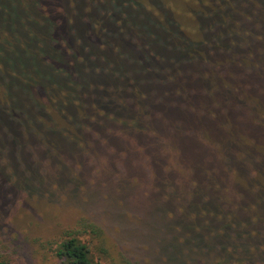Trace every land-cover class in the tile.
Masks as SVG:
<instances>
[{
  "label": "rangeland",
  "instance_id": "rangeland-1",
  "mask_svg": "<svg viewBox=\"0 0 264 264\" xmlns=\"http://www.w3.org/2000/svg\"><path fill=\"white\" fill-rule=\"evenodd\" d=\"M19 1L39 4L40 15L69 0ZM161 2L197 34L195 14L209 0ZM12 6L0 0V34L32 52V21ZM16 23L24 36L6 33ZM14 48H0L1 69L18 61ZM254 71L240 95L174 94V105L156 104L155 119L139 127L127 109L96 117L100 110L86 108L79 128L45 136L50 146L19 129L14 137L27 142L18 157L10 138L7 157L0 153V260L60 264L54 246L72 233L99 264H264V67ZM39 116V127L68 126L53 112ZM84 224L101 229V241Z\"/></svg>",
  "mask_w": 264,
  "mask_h": 264
},
{
  "label": "trees",
  "instance_id": "trees-1",
  "mask_svg": "<svg viewBox=\"0 0 264 264\" xmlns=\"http://www.w3.org/2000/svg\"><path fill=\"white\" fill-rule=\"evenodd\" d=\"M11 1L9 13L29 15L36 37L28 52L31 49L14 48L15 41L0 34L1 50L14 48L18 55V61L9 59L12 68L6 61L0 68L3 157L9 138L15 158L27 142L14 137L19 129L35 131L44 146H50L45 136L79 128L86 108L100 110L96 117H114L127 109L126 120L139 127L143 117L155 119L156 104L174 105L169 103L174 94L209 91L222 99L226 91L240 95L239 87L247 80L244 73L264 67V0H209L195 14L197 34L191 35L161 0H69L66 5L53 3L40 15L37 3L29 9ZM14 25L5 26L6 33L24 36L20 24ZM234 75L238 81L229 82ZM44 109L68 126L39 127ZM82 227L101 241L103 232L96 225ZM53 252L60 264H99L90 246L72 233L56 243ZM120 264L135 263L122 258Z\"/></svg>",
  "mask_w": 264,
  "mask_h": 264
}]
</instances>
